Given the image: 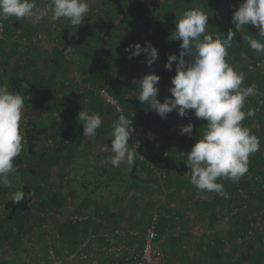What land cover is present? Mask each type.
I'll list each match as a JSON object with an SVG mask.
<instances>
[{
	"label": "rangeland",
	"instance_id": "374dc122",
	"mask_svg": "<svg viewBox=\"0 0 264 264\" xmlns=\"http://www.w3.org/2000/svg\"><path fill=\"white\" fill-rule=\"evenodd\" d=\"M88 2L90 11L84 21L99 34L83 47H70V52L62 33L64 29L75 33L77 28L69 27L67 20L52 22L49 0H36L32 15L20 21L4 20L0 84L14 92L10 85L13 77H32L36 71L40 77L57 75L66 85L59 89L66 112L71 113L74 104L79 108L77 102L83 98L86 110L98 113L103 124L96 138H84L83 126L78 121L80 110L74 112L78 140L71 146L68 162L37 170L34 175L13 173L9 175L12 187L0 186V264H110V258L111 264H142L145 234L156 215L158 236L154 252L159 264H212V258H204L203 253L216 232L229 238L227 263L264 264V54L255 52V58H251L246 53L238 56L237 52L235 65L227 60L235 71L244 74V84L263 82L256 97L249 96L243 108L245 112L254 109L255 115L242 121L260 138V149L249 156L248 172L238 182L220 179L224 191L227 190V201L219 212L215 231L208 226L212 197L197 189L177 188L190 181V172L179 171V162L184 160L181 153L187 154L199 139L193 131L180 134V128L187 123L177 111L168 113L169 119L165 121L150 105L136 99L139 86L135 81L153 73L160 77L157 99L163 102L171 96L168 89L181 51V42L171 37L176 20L185 11L200 10L209 16L206 34L226 37L229 29L236 31L232 17L243 0H159L157 9L143 3L144 0ZM135 2L143 3L145 12L133 14L127 9ZM172 6L179 7L177 18L167 20L162 12ZM123 14V23L116 24ZM127 32L134 33L133 43L123 50L119 60L109 61L105 48L117 45ZM238 33L255 36L257 29L247 25L236 32L235 38ZM146 42L158 50V59L151 67L146 64L144 53L129 59L131 50L125 51L137 43L143 48ZM170 54L177 56L171 71L165 68ZM103 90L109 91L130 120L138 122L133 134L135 144L129 146L138 145V154L145 151L148 157H154L155 169H148V163L145 166L138 159L137 167L135 163L132 167L124 163L113 167L107 159L112 153L110 148L105 151L109 146L106 140L111 137L112 124L118 116L115 105L102 95ZM187 111L195 118L193 110ZM25 116L23 108L22 155L28 150ZM59 117L56 115V120ZM88 140L104 145L93 150L87 145ZM63 148L65 145L46 141L40 142L37 149L60 155ZM158 160L167 168L158 165ZM133 170L139 175L136 181L130 177ZM21 181L36 186L37 194L29 212L13 214L6 203L18 191ZM96 200L102 202L103 214L97 211L95 219L80 225V235L72 236L63 225L84 206H89V213L94 214ZM77 239L78 246L74 244ZM250 247L254 254L244 258Z\"/></svg>",
	"mask_w": 264,
	"mask_h": 264
},
{
	"label": "clouds",
	"instance_id": "9594fccd",
	"mask_svg": "<svg viewBox=\"0 0 264 264\" xmlns=\"http://www.w3.org/2000/svg\"><path fill=\"white\" fill-rule=\"evenodd\" d=\"M49 3L51 21L67 20L71 28L82 26L90 11L88 0H49ZM35 8L36 0H0V22L9 18L20 21L31 16ZM208 17L198 9H191L175 22L171 38L181 42V51L176 74L171 78L172 86L168 89L171 96L163 102L157 99L160 77L153 73L135 81L139 86L136 99L150 105L162 119L173 110L180 117L186 116V110H193L196 118L207 121L198 142L187 154H181L195 188L226 196L223 184L217 180L238 182L248 172L249 156L260 149V138L242 125L246 117L255 115L254 109L243 110L247 98L254 94L255 85L244 87V74L235 71L226 57L236 32L245 26H255L257 36L264 38V0H243L232 17L236 31L229 29L226 37L206 34ZM242 39L251 49L264 54V42L260 39L250 35H243ZM125 51H130L129 59L144 53L149 67L158 59V50L150 42L143 48L139 43L130 45ZM174 61L177 56L170 54L165 68L171 71ZM23 108V96L0 84V186L5 188L12 187L9 175L19 170L15 160L23 151L20 127ZM78 121L83 126L84 138L89 139L97 137L103 124L98 113L86 110L78 113ZM132 125L123 114L112 124L111 145L106 146L105 151L110 148L109 162L113 167L122 163L132 167L138 156L141 157L137 153L138 145L129 146L134 131ZM192 130L193 125L189 123L180 128V134H191ZM25 195L23 190L16 191L12 202L20 203Z\"/></svg>",
	"mask_w": 264,
	"mask_h": 264
},
{
	"label": "trees",
	"instance_id": "16d2710c",
	"mask_svg": "<svg viewBox=\"0 0 264 264\" xmlns=\"http://www.w3.org/2000/svg\"><path fill=\"white\" fill-rule=\"evenodd\" d=\"M204 2V0H199ZM143 3L148 4L153 9H157L159 6V0H144ZM143 3H132L131 5L127 6V9H130L133 14L136 12H145V7ZM209 3V2H208ZM211 6V5H210ZM216 8H218L216 6ZM179 7L172 6L162 12V15L167 20H175L177 18V12ZM213 9L211 8V11ZM213 12V11H212ZM122 14V13H121ZM124 14L120 15L117 19L116 24H121L124 21ZM4 22V21H3ZM115 24V23H114ZM113 24V25H114ZM5 25V23H4ZM5 34V33H4ZM99 32L95 29V27L83 21L82 26H79L76 29L75 33H72L69 29H64L62 33V38L64 40L65 47H83L87 45L91 40H93ZM243 33H238L236 38L233 41V46L230 48V52L228 53L226 60L231 61L233 65H235L234 55L237 54L238 56L241 53H246L249 57L255 58V50L251 49L248 43L242 39ZM133 36L134 33L127 32L122 37L119 38L118 44H113L109 48H105L107 53V59L111 62H115L120 59V56H123V50L128 46V44L133 43ZM254 39H260L261 42L264 38H260L257 34L250 35ZM1 42V41H0ZM119 58V59H118ZM37 71L33 74L32 77H13L10 81V85L14 93H19L24 98V109L26 111L25 121H26V142L28 146L27 153L21 154L19 157L16 158L15 164L19 166V170L17 173L19 175H23L26 172H30L31 174H36L37 170H45L46 168H50L55 164H64L67 163V159L69 160V154L63 155H48L45 152H38V144L40 142L46 141H54L58 143V145H64L67 143L69 145V153H71V146L76 144L78 140V134L75 132V124H74V115L78 113L77 111L86 110V106L84 105L85 101L83 98H77V105L79 108H75L76 104L73 105L71 108V113H67L65 110V104L60 96V86L66 87L65 81H62L61 78L56 75H52L51 77L48 76H37ZM62 81V82H61ZM70 84V83H69ZM262 83H255V84H243L244 87L255 85L254 97L258 94V91L261 87ZM109 93V91H108ZM110 94V93H109ZM76 97V96H75ZM83 100V101H82ZM83 103V104H81ZM114 106V105H113ZM116 110L117 116L119 117L120 113L118 112L117 108L114 106ZM87 111V110H86ZM187 111V110H186ZM75 112V113H74ZM56 115L60 117L56 120ZM125 116L128 118V115L125 112ZM186 121L187 124L191 123L193 125V132L197 136L198 139L201 137V133L203 132V127L206 125L203 119L193 118V115L190 111H187L186 116L182 117ZM129 119V118H128ZM169 118L166 117L165 121ZM130 120V119H129ZM132 121V120H130ZM133 122L135 125V130L133 134L136 132L138 126V122ZM129 140V145H134L135 140L133 138ZM108 145H111V137H108L107 140ZM145 154L147 157L149 156L148 153L141 152L138 155ZM139 162L147 166L146 161H142L140 157L137 158ZM150 159L154 160V157H150ZM138 162V161H137ZM138 162V163H139ZM158 165H160V161L158 160ZM180 165V172L186 173L190 172V170L185 165V160H181L179 162ZM137 167V163L134 165ZM163 168H167V164H161ZM148 169L153 170L152 168L148 167ZM16 173V172H15ZM13 174V173H11ZM10 174V175H11ZM131 178H134V181L139 179V175L134 172H131ZM218 183H221L220 179L217 180ZM222 184V183H221ZM177 188L181 189H197L195 188L190 181L187 184L181 183V185L177 186ZM36 186L32 183H27L25 181H21L18 190H23L25 192V198L20 203H13L12 199L6 203V207L11 209L13 214H17L18 212H29L32 208V203L35 200V196L37 194ZM198 190V189H197ZM201 191V190H198ZM204 192L212 197V204L209 208V218H208V226L210 230L215 231V223L218 221L219 212L225 206V202L227 201V196H220L216 193H209L207 191ZM227 190L225 191V193ZM57 204H61L57 201ZM79 213H88L85 209L79 210ZM96 214V210H94ZM98 213V212H97ZM68 229L67 232L71 233L72 236L78 237L80 235V225L75 223L68 218V221L63 225ZM66 232V233H67ZM89 233V232H88ZM63 234V233H62ZM61 235V233H60ZM83 237V236H82ZM81 238V237H80ZM157 242V239H156ZM76 246L79 245L78 239L74 243ZM156 245V243H155ZM250 251L244 254V258H248L249 255L254 254L253 247H250ZM203 257H211L212 264H229L225 261L230 254V245H229V238L222 233H217L216 236L212 237L207 242V247L203 253ZM67 264V263H65ZM70 264V263H68Z\"/></svg>",
	"mask_w": 264,
	"mask_h": 264
},
{
	"label": "built area",
	"instance_id": "2783aa9c",
	"mask_svg": "<svg viewBox=\"0 0 264 264\" xmlns=\"http://www.w3.org/2000/svg\"><path fill=\"white\" fill-rule=\"evenodd\" d=\"M4 33H5L4 22H0V41L3 39ZM101 93L108 102L115 105L120 115L123 114L125 116L124 109L117 103V101L114 99V97L111 94H109L105 90H103ZM132 126L133 129L135 130V125ZM140 156L142 157V158L140 157V159L142 161H146L150 168L152 169L156 168V164L154 160L150 159V157H147L145 154H142ZM95 218H96L95 214L91 215L88 213H75L72 215L71 220L81 225V224H86L90 220ZM157 236H158V219L156 215L151 221L145 234V240L142 251V261H143L142 264H159L158 259L156 258L154 252Z\"/></svg>",
	"mask_w": 264,
	"mask_h": 264
},
{
	"label": "crops",
	"instance_id": "0c3cea01",
	"mask_svg": "<svg viewBox=\"0 0 264 264\" xmlns=\"http://www.w3.org/2000/svg\"><path fill=\"white\" fill-rule=\"evenodd\" d=\"M101 142V141H100ZM101 144L102 145H104V143L103 142H101V143H99V144H97V143H95V142H91L90 140H88V142H87V145H91V147H92V149L94 150V148L95 149H99V146H101ZM64 145H65V148H63V150L62 151H60V153L61 154H63V155H67L66 153H68V154H70L69 153V145L67 144V143H64ZM102 147V146H101ZM107 159H109V157H107ZM59 186V190H62L61 189V187H60V185H58ZM93 204H95L96 206L94 207L95 208V210L96 211H100V213H102L103 214V209H105L103 206H102V202L101 201H93ZM106 207V206H105ZM98 208V209H97ZM82 209H85L87 212H89V206H84V207H82ZM147 216H148V214H147ZM148 219V218H147ZM146 219V220H147ZM101 226V228H102V226H103V222L101 221V224H100ZM123 233H124V231H123ZM104 235H106V234H104ZM101 236V235H100ZM134 238H135V236H133ZM111 260H112V258H110ZM111 260H107L108 261V263H110L111 264V262L113 261H111ZM117 264V263H116Z\"/></svg>",
	"mask_w": 264,
	"mask_h": 264
}]
</instances>
